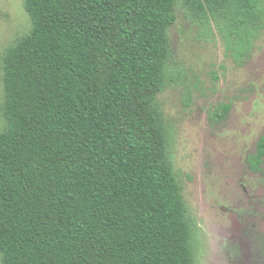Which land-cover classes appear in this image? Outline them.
Segmentation results:
<instances>
[{"label":"trees","instance_id":"1","mask_svg":"<svg viewBox=\"0 0 264 264\" xmlns=\"http://www.w3.org/2000/svg\"><path fill=\"white\" fill-rule=\"evenodd\" d=\"M1 59V264H196L158 96L177 10L237 65L264 0H22ZM230 106L213 119L221 121ZM264 159V135L249 166Z\"/></svg>","mask_w":264,"mask_h":264},{"label":"rangeland","instance_id":"2","mask_svg":"<svg viewBox=\"0 0 264 264\" xmlns=\"http://www.w3.org/2000/svg\"><path fill=\"white\" fill-rule=\"evenodd\" d=\"M29 29L22 0H0V66L8 44ZM168 41L178 80L157 100L172 132L196 264H264V162L257 173L247 163L264 134V32L241 65L227 57L215 30L202 31L182 10ZM227 105L221 121L212 118Z\"/></svg>","mask_w":264,"mask_h":264},{"label":"flooded vegetation","instance_id":"3","mask_svg":"<svg viewBox=\"0 0 264 264\" xmlns=\"http://www.w3.org/2000/svg\"><path fill=\"white\" fill-rule=\"evenodd\" d=\"M263 135H264V134H263ZM260 137H261V136H260ZM260 137H259V138H260ZM258 140H259V139H258ZM258 140H257V141H258ZM256 143H257V142H256ZM255 146H256V145H255ZM254 153H255V152H254ZM253 155H254V154H253ZM252 157H253V156H252ZM252 157H251V158H252ZM263 162H264V159L262 160L261 164H262ZM247 163H248V166H249V161H248V160H247ZM261 164L259 165V167H258V169H257L256 171H252V170L250 169V166H249V170H250L252 173H257L258 170H259V168H260V166H261ZM259 209L262 210V211L264 210L263 208H259Z\"/></svg>","mask_w":264,"mask_h":264}]
</instances>
